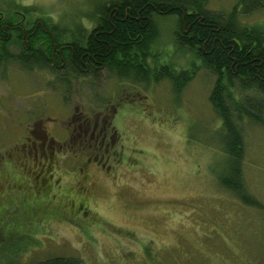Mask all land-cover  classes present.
Segmentation results:
<instances>
[{
    "label": "rangeland",
    "instance_id": "1",
    "mask_svg": "<svg viewBox=\"0 0 264 264\" xmlns=\"http://www.w3.org/2000/svg\"><path fill=\"white\" fill-rule=\"evenodd\" d=\"M17 1L32 11L0 0V15L23 12L42 47L40 23L74 30L79 21L87 34L100 0ZM240 1L205 5L228 13ZM255 1L244 0L243 10ZM237 20L264 29V2L238 11ZM156 25L151 63L191 74L179 92L167 77L59 71L57 58L44 68L0 63V220L22 227L0 225V264L55 255L82 264H264V208L241 203L219 184L227 156L208 99L214 75L196 51L177 45L174 16ZM6 30L2 49L24 54L19 30ZM239 124L244 184L264 205V124ZM147 245L154 258L145 257Z\"/></svg>",
    "mask_w": 264,
    "mask_h": 264
},
{
    "label": "trees",
    "instance_id": "2",
    "mask_svg": "<svg viewBox=\"0 0 264 264\" xmlns=\"http://www.w3.org/2000/svg\"><path fill=\"white\" fill-rule=\"evenodd\" d=\"M7 3L12 0H5ZM104 0L96 2L97 22L91 30L84 33L78 21L77 29H57L54 23L48 28L38 25L45 43L39 46L37 53L17 56L2 49L6 40L0 41V63L6 59L20 62L23 68L37 64L39 68L53 66L54 59L61 60L60 70L65 67L83 74H98L101 70L114 71L119 76L132 75L136 80L167 77L177 92L191 77L184 69L176 70L165 63L162 67L151 63L152 44L158 36L156 19L174 16L179 25L175 40L179 47L194 50L201 63L214 75V82L208 99L219 119L216 130L221 140L220 150L227 156V164L218 175L219 184L231 192L241 203L264 208L245 187L242 171L244 141L240 122L249 119L264 124V29L261 25L239 23L238 11L250 12L260 6L264 0H257L252 9L243 10L244 0L237 2L228 13L208 9L205 0ZM16 9L32 11L13 0ZM16 5V6H15ZM242 7V8H241ZM14 10L21 12L19 10ZM15 17L0 18V39L9 30H16ZM37 30V29H36ZM69 30V31H68ZM42 31V32H41ZM70 32L69 39L55 40L62 32ZM36 32V31H35ZM37 35V34H36ZM20 41V34H17ZM53 49V53L47 51ZM66 52L62 56V51ZM62 57V58H61ZM151 58V59H150ZM33 62V63H31ZM65 63V64H64ZM143 73L144 78L139 74ZM65 74V73H62ZM143 79V80H142ZM4 209H0V215ZM15 227L16 221L0 220V225ZM21 231V230H20ZM24 246V245H23ZM22 246H16V252ZM144 248L145 257L154 258ZM21 250V249H20ZM18 254V253H17ZM13 254V255H17ZM33 264H82L77 256L55 255Z\"/></svg>",
    "mask_w": 264,
    "mask_h": 264
},
{
    "label": "flooded vegetation",
    "instance_id": "3",
    "mask_svg": "<svg viewBox=\"0 0 264 264\" xmlns=\"http://www.w3.org/2000/svg\"><path fill=\"white\" fill-rule=\"evenodd\" d=\"M2 15H0L1 19H5L6 16L1 12ZM18 15V16H17ZM9 16L15 17V19H17L15 21V26L17 27V29L19 30V34H20V42H21V46L23 49H26L28 51V49L30 50V53L32 55H35L37 53L38 50V45H37V37H36V28L32 26V23H30L29 19L26 17V15L23 12H12L11 15L9 14ZM19 18V19H18ZM26 18V19H25ZM27 52L25 51V54ZM33 63V62H31ZM95 128V126H94ZM30 132H32V130H30ZM87 132V128L84 129V133ZM101 131L99 130L97 132V134H95V137L98 136V133H100ZM95 133L94 129H91V136ZM102 132H101V136H102ZM31 136H28V139L31 140ZM35 143V141H34ZM31 151V150H29ZM37 176V177H36ZM35 177L37 179H39V176L36 175ZM43 179H47L46 177H43Z\"/></svg>",
    "mask_w": 264,
    "mask_h": 264
}]
</instances>
